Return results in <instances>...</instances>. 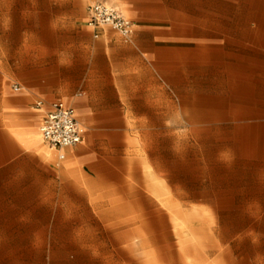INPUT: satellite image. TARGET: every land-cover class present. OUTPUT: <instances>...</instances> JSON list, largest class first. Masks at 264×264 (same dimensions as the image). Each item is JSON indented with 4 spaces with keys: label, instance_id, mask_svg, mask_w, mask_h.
Masks as SVG:
<instances>
[{
    "label": "rangeland",
    "instance_id": "obj_1",
    "mask_svg": "<svg viewBox=\"0 0 264 264\" xmlns=\"http://www.w3.org/2000/svg\"><path fill=\"white\" fill-rule=\"evenodd\" d=\"M42 100L85 126L72 168L21 154ZM0 264H264V0H0Z\"/></svg>",
    "mask_w": 264,
    "mask_h": 264
},
{
    "label": "built area",
    "instance_id": "obj_2",
    "mask_svg": "<svg viewBox=\"0 0 264 264\" xmlns=\"http://www.w3.org/2000/svg\"><path fill=\"white\" fill-rule=\"evenodd\" d=\"M86 26L96 40L108 38L109 32H114L125 43H130L135 33V23L116 4L107 1L96 2L88 8ZM14 89L19 92L21 88L15 85ZM38 107L44 111L39 128L43 142L59 153V161H64L65 151L77 147L85 140V130L76 110L61 100L49 105L40 101Z\"/></svg>",
    "mask_w": 264,
    "mask_h": 264
},
{
    "label": "bare ground",
    "instance_id": "obj_3",
    "mask_svg": "<svg viewBox=\"0 0 264 264\" xmlns=\"http://www.w3.org/2000/svg\"><path fill=\"white\" fill-rule=\"evenodd\" d=\"M85 130V126H82ZM15 135L18 137V139L20 140H26L28 143H30V146H34L38 149H41L42 153L44 155H46V157L48 158H53V156L55 155V153L57 154L58 152L55 150H50L48 151L47 149L44 148L43 146V139L42 136L40 135V132L37 131L36 128H34V125L32 124L27 130L25 129H21V130H16ZM75 152L70 151L69 153H67V151L64 153L66 154V165L67 168L69 169L70 166L72 168V166L75 165V160L77 159V156L74 154Z\"/></svg>",
    "mask_w": 264,
    "mask_h": 264
},
{
    "label": "crops",
    "instance_id": "obj_4",
    "mask_svg": "<svg viewBox=\"0 0 264 264\" xmlns=\"http://www.w3.org/2000/svg\"><path fill=\"white\" fill-rule=\"evenodd\" d=\"M87 27V26H86ZM103 39H105V38H103ZM134 42V36H133V40L130 42V43H126V44H131V43H133ZM42 101H44L47 105H49L50 103H52V102H54V101H46V100H42ZM56 101H59V100H56ZM62 101V100H61ZM64 101V100H63ZM65 102V101H64ZM75 104H77V103H75ZM75 108V107H74ZM37 110L38 111H40L38 108H37ZM75 110H76V108H75ZM77 113V112H76ZM78 117V116H77ZM79 119V118H78ZM80 121V120H79ZM81 123V122H80ZM82 124V123H81ZM82 126H83V124H82ZM86 130V129H85ZM17 137V136H16ZM18 138V137H17ZM86 139H87V134H86V132H85V140H84V142L86 141ZM18 140V142H20V151H21V154H23L24 155V157L27 159V161H29V163L31 164V165H48V164H46L43 160V153H42V151H41V149H38V148H36V147H32V146H30V143H28L26 140H20V139H17ZM83 142V143H84ZM82 143V144H83ZM81 145V144H80ZM74 149H76V147L75 148H71V149H68V150H66L67 151V153H69L70 151H73V152H75V150ZM65 151V152H66ZM66 155V154H65ZM81 156H83V154L82 155H80L79 157L77 156V158H82ZM84 158V157H83ZM85 160V159H84ZM57 165H59V163L57 164Z\"/></svg>",
    "mask_w": 264,
    "mask_h": 264
}]
</instances>
